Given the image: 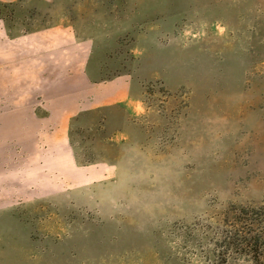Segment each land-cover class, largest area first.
<instances>
[{
    "label": "rangeland",
    "instance_id": "374dc122",
    "mask_svg": "<svg viewBox=\"0 0 264 264\" xmlns=\"http://www.w3.org/2000/svg\"><path fill=\"white\" fill-rule=\"evenodd\" d=\"M0 17L11 35L69 25L90 78L133 94L71 118L59 164L44 125L33 152L14 131L0 264H264V0H14Z\"/></svg>",
    "mask_w": 264,
    "mask_h": 264
},
{
    "label": "crops",
    "instance_id": "0c3cea01",
    "mask_svg": "<svg viewBox=\"0 0 264 264\" xmlns=\"http://www.w3.org/2000/svg\"><path fill=\"white\" fill-rule=\"evenodd\" d=\"M12 1L0 0V3ZM91 50L92 41L78 39L69 25L56 24L11 35L0 17V117L5 119V126L0 127V188L12 178L11 167H6L5 149L7 142L14 139V131L21 132L16 138L27 149L31 146L33 152L34 133L44 125L46 132L51 133L50 151L55 150L56 155L43 161L59 164L61 154L67 156L66 161L70 156L61 134L71 118L132 101L129 77L119 75L104 81L90 78ZM14 103L24 118V128L6 124V118L13 117L10 109ZM12 194L11 186L2 190L0 203L7 202Z\"/></svg>",
    "mask_w": 264,
    "mask_h": 264
}]
</instances>
